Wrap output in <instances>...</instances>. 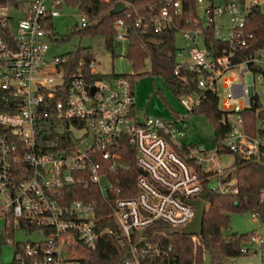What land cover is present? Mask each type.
Here are the masks:
<instances>
[{"label":"built area","instance_id":"built-area-1","mask_svg":"<svg viewBox=\"0 0 264 264\" xmlns=\"http://www.w3.org/2000/svg\"><path fill=\"white\" fill-rule=\"evenodd\" d=\"M116 1H123V11L130 5ZM258 2L194 0L195 8L185 14L181 0H158L134 20L155 31L175 27L180 32L184 44L176 47L175 58L186 64L191 76L185 80L198 89L218 95L217 81L225 72L241 78L224 77L229 92L223 99L218 95V107L231 124L223 142L229 152L254 159L264 157V129L248 136L240 112L251 104L255 77L264 76V38L254 55L242 60L234 55L250 44L253 35L244 29L245 16ZM64 7L75 6L64 0L0 5V232L15 245L8 264H85L104 235L118 239L125 251L122 264H172L179 254L172 255V242L159 239L166 234L156 222L190 237L196 256L200 236L181 231L196 214L189 200L201 198L207 209L206 186L237 194L236 175L231 167L220 166L216 158L223 153L217 148L208 156L203 146L180 140L187 114L138 118L128 77H93L98 74L94 58L85 74L82 58L69 73L66 57H47L48 40L55 34L52 20L64 14ZM87 24L88 16L80 10L75 27ZM113 26L114 40L127 41L124 18L116 17ZM209 35L228 46L213 56ZM179 99L191 112L201 96L195 91ZM132 153L138 168L133 185H116L114 177L125 180L121 175L130 164L124 158ZM76 185L88 190L87 199L72 198ZM259 201L264 204V187ZM251 215L262 228L248 232L242 252L257 254L264 264V212ZM17 230L36 234L14 241ZM0 264H7L1 254Z\"/></svg>","mask_w":264,"mask_h":264},{"label":"trees","instance_id":"trees-1","mask_svg":"<svg viewBox=\"0 0 264 264\" xmlns=\"http://www.w3.org/2000/svg\"><path fill=\"white\" fill-rule=\"evenodd\" d=\"M9 0H0V5ZM68 4H73L82 13L88 16V24L84 28H77V32L81 34L99 35L104 45L113 52L115 27L113 26L116 17H123L125 25L128 26V50L126 57L130 59L133 66V73H107L95 74L96 78H107L108 76H126L134 84L135 76H141L143 73H149L153 76H162L167 87L174 96L180 97L184 94L198 92L201 99L198 104L192 107L191 112L204 115L209 123L214 127V139L216 148L222 153H228L223 139L230 132L231 124L226 113L218 107V95L215 91L198 89L193 83L185 80L191 76L187 70L186 64L179 63L175 58V49L177 43L175 41L176 28H165L155 31L152 25L141 24L134 25L137 16L143 15L149 10V5L158 0H128L130 5L121 14L111 12L112 4L115 0H64ZM184 12L187 14L193 10L194 0H181ZM246 32L252 33V38L248 47L235 51V60H242L247 56H252L259 50L264 38V13L260 6H253L245 16ZM63 39V38H60ZM58 38V40H60ZM208 40L215 48L214 55L220 53L221 49L228 46V43L221 42L218 39L208 36ZM114 54V53H112ZM67 58V72L72 73L79 67V60L82 58L85 63L82 70L85 74L89 73V63L93 58L90 51L85 48L78 47L71 52L62 55ZM149 65L148 70H144L145 65ZM179 66V72L175 73L176 66ZM254 72L259 71L257 66L252 65ZM164 98V96H162ZM2 93L0 92V102H2ZM0 108L3 106L0 104ZM174 112V111H173ZM174 112L173 115H176ZM242 116L243 130L248 136H256L261 134L264 125V108L259 100L257 93L251 96V104L244 107L240 112ZM261 123V127L258 126ZM133 153L127 154L124 158L128 161L130 167L123 173L125 180H118L114 177L116 185L124 187L133 185L134 176L138 173V168L134 166ZM231 173L236 175L239 184V192L237 194H221L209 190L206 186L202 196L209 202L203 219V230L199 235L200 245L197 247L196 256L193 253V242L190 237L183 236L179 230H173L168 225L156 222V226H161L166 235H160L167 243L172 242L173 249L171 253L177 256V260H172V264H204V255L208 253L209 264H223L228 257L243 255L242 247L248 240V233L230 232L224 234L223 231L228 229L230 225L231 212H264V204L259 201V193L264 187V157L262 159H254L243 157L237 153H233V161L230 165ZM127 179V181H126ZM77 192L72 196L87 199L88 190L76 185ZM98 198V202L101 200ZM104 213V212H103ZM102 214V211L99 212ZM114 225L113 221H109ZM4 233L0 232V251L5 242ZM125 250V248H124ZM125 251L120 246L118 239L112 235H104L100 238L97 248H95L85 264H122ZM194 258H196L195 263Z\"/></svg>","mask_w":264,"mask_h":264},{"label":"rangeland","instance_id":"rangeland-1","mask_svg":"<svg viewBox=\"0 0 264 264\" xmlns=\"http://www.w3.org/2000/svg\"><path fill=\"white\" fill-rule=\"evenodd\" d=\"M258 5L261 11L264 13V0H259ZM64 14L56 16L52 20L55 34L51 40H48L50 44L47 51V57L55 55H64L67 52H71L73 49L82 47L86 51H90L93 55L96 64L94 69L101 74L107 73H133L134 69L130 59L125 55L128 50V42L123 43L116 40L113 41V52L110 48H107L102 38L99 35L81 34L77 32L75 27V21L79 17L80 10L76 7H64ZM58 38H63L58 40ZM175 41L177 46H182V36L180 32L176 31ZM114 53V54H112ZM180 60H186V57H180ZM148 63L143 68L148 70ZM264 71V66H263ZM230 75L234 78V82L242 81L241 78L234 71H227L225 75L217 81V90L220 99L226 97L229 92V86L223 85V78ZM134 103L135 110L138 118L150 115L153 117H161L169 119L173 116L174 112L185 113L186 115V127L185 134L180 138L184 143L196 144L203 146L207 155L216 148V142L214 139V127L209 123L207 118L199 113L187 112L184 105L180 102V99L170 92L162 76H153L149 73H143L141 76H135L134 84ZM252 90L257 93L259 100L264 108V76L261 80L255 77L252 83ZM164 96V98L162 97ZM174 111V112H173ZM258 126L261 127V123L258 122ZM264 128V125H263ZM220 166L223 168H229L233 161V153H223L220 158H216ZM259 221L252 217L250 211L244 212H231L230 213V225L228 229H225L223 233L226 235L230 232L245 233L253 230H259ZM262 228V227H261ZM35 232L32 236H35ZM32 236H28L25 231L17 230L14 235V241H26L31 239ZM15 245L11 243H3L0 254L5 259L6 263H10L13 260V252ZM210 259L208 253L204 255V264H209ZM223 264H261V259L257 254L245 253L243 255L228 257Z\"/></svg>","mask_w":264,"mask_h":264},{"label":"water","instance_id":"water-1","mask_svg":"<svg viewBox=\"0 0 264 264\" xmlns=\"http://www.w3.org/2000/svg\"><path fill=\"white\" fill-rule=\"evenodd\" d=\"M124 7L125 4L123 3V1L122 2L116 1L113 3L111 7V12L114 14H119L124 10ZM189 202L195 205L196 214L193 218V221L190 224L184 226L181 231L185 235H194V234L200 235L203 230V222H204L203 216L206 211L205 202L201 198H193L190 199Z\"/></svg>","mask_w":264,"mask_h":264},{"label":"crops","instance_id":"crops-1","mask_svg":"<svg viewBox=\"0 0 264 264\" xmlns=\"http://www.w3.org/2000/svg\"><path fill=\"white\" fill-rule=\"evenodd\" d=\"M133 93H134V89H133ZM134 94H135V93H134ZM258 227H260V229H259V230H261V227H262V226H261V224H260V223H259V226H258Z\"/></svg>","mask_w":264,"mask_h":264}]
</instances>
